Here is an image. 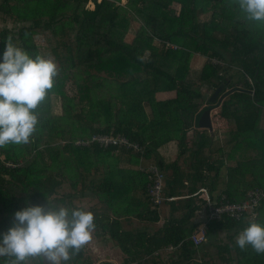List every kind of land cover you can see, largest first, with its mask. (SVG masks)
<instances>
[{
	"label": "trees",
	"instance_id": "1",
	"mask_svg": "<svg viewBox=\"0 0 264 264\" xmlns=\"http://www.w3.org/2000/svg\"><path fill=\"white\" fill-rule=\"evenodd\" d=\"M0 16L11 22L0 27V56L8 35L30 55L40 54L24 38L38 35L60 68L36 109L31 142L0 148V233L15 211L54 201L91 211L93 237H109L124 254L122 264H264V255L235 244L250 220L264 224V199L250 219L208 222L206 240L195 246L188 237L202 217L203 199L181 196L183 189L190 195L204 186L239 201L249 189L264 188V25L244 20L233 0H0ZM196 53L207 60L191 78ZM67 83L76 97L66 92ZM200 84L211 85L212 92L221 86V100L209 101ZM165 90L175 96L156 100L155 93ZM53 97L60 112L52 109ZM214 107L229 122L230 146H215L198 126L202 112ZM93 133L124 134L143 144L144 154L74 144ZM169 141L176 142L177 155L164 162L157 149ZM230 151L236 162L228 172L238 179L222 188L220 169ZM140 162H154L166 173L164 194L176 198L163 209L151 205ZM132 220L141 225L123 227ZM180 241L174 251L165 248ZM90 246L69 264H93Z\"/></svg>",
	"mask_w": 264,
	"mask_h": 264
},
{
	"label": "clouds",
	"instance_id": "2",
	"mask_svg": "<svg viewBox=\"0 0 264 264\" xmlns=\"http://www.w3.org/2000/svg\"><path fill=\"white\" fill-rule=\"evenodd\" d=\"M244 20L264 25V0H233ZM0 56V148L26 145L39 123L36 109L53 89L60 68L51 57L30 55L4 38ZM91 211L54 201L28 204L14 212L11 226L0 233L4 264H69L90 243L95 231ZM203 240V237H200ZM242 251L264 255V224L250 220L235 237Z\"/></svg>",
	"mask_w": 264,
	"mask_h": 264
},
{
	"label": "built area",
	"instance_id": "3",
	"mask_svg": "<svg viewBox=\"0 0 264 264\" xmlns=\"http://www.w3.org/2000/svg\"><path fill=\"white\" fill-rule=\"evenodd\" d=\"M175 47V45H173ZM214 64H222L221 60L212 58L210 60ZM97 144L102 147L108 146H124L132 149L142 158L144 154V145L137 141L130 140L121 133H93L87 138H77L74 144L78 146H87L89 144ZM6 165L13 166V163L6 162ZM138 168L146 174L147 181L145 190L152 206L158 207L166 200H172L173 196H165L163 192L165 174L162 169L154 162H140ZM190 195H200L203 199L202 217L197 227L189 234V237L195 246L202 244L206 240V228L208 222L217 220L223 216L234 219L246 217L250 219L256 215V209L262 199H264V188L254 187L247 191L245 198L239 201H229L225 193H211L204 186L199 187ZM203 237V240L200 239ZM182 241L177 244H169L165 248L168 251L177 249ZM155 251L154 253H156Z\"/></svg>",
	"mask_w": 264,
	"mask_h": 264
},
{
	"label": "crops",
	"instance_id": "4",
	"mask_svg": "<svg viewBox=\"0 0 264 264\" xmlns=\"http://www.w3.org/2000/svg\"><path fill=\"white\" fill-rule=\"evenodd\" d=\"M179 5V4H177ZM10 22H8V19H3L2 16H0V27H2L3 25H11L9 24ZM39 51L41 52V50H45L46 48L42 47V49H40L41 47L38 45ZM175 96V91L174 90H166V91H158L155 93V99L156 100H165V99H171ZM215 111L212 112V109L210 110V118H211V123H212V138H213V142L215 144V146H218L219 148L221 147V145L226 143L228 144V123H227V119L223 116H221L218 113V107H214ZM186 140L184 142V146L187 148V150H190V146H191V131H189L186 134ZM227 146H230V144H228ZM220 153V151H219ZM232 154L230 159H224V163L221 166L220 169V175L223 177V184L221 185L222 188L227 187V185H230V183L232 182H236L238 177L236 175V172H228V167H232L234 166L235 162H236V153L235 152H231ZM221 154V153H220ZM157 155L164 161V162H169L175 159L176 155H177V144L175 141H169L163 145H161L158 149H157ZM225 156V155H224ZM190 162V160L188 159V163ZM122 166H128V162L127 159H123ZM166 175V173H164ZM247 178H249V176L247 175ZM241 185V183H240ZM164 192V190H163ZM186 191L185 189H183L181 191V196L182 197H187V196H191L188 194H185ZM165 196H167L166 194H164ZM175 199L176 196H173ZM172 199V200H173ZM165 202V201H164ZM164 202L160 205L161 209L164 208ZM201 219V217L199 218V220ZM140 223H138L137 221H130V222H124L123 223V227L124 228H130L131 226H136L139 225ZM141 225V224H140ZM139 225V226H140ZM91 246L90 248L92 249V258H93V264H102L104 262H108V264H122V260L124 258V254L120 251V249L113 245V243L111 242L110 238L107 236H97V237H93L92 240L89 243ZM133 264V263H132Z\"/></svg>",
	"mask_w": 264,
	"mask_h": 264
},
{
	"label": "rangeland",
	"instance_id": "5",
	"mask_svg": "<svg viewBox=\"0 0 264 264\" xmlns=\"http://www.w3.org/2000/svg\"><path fill=\"white\" fill-rule=\"evenodd\" d=\"M126 0H121L122 3H124ZM87 6L90 7V8H93V3L91 1H88L87 3ZM174 8L175 9H179V5L177 4H173ZM8 22H10V19L8 20ZM11 24V22L9 23ZM132 27L135 28V25H133ZM132 31H129L128 35L132 34L131 33ZM129 37V36H128ZM25 43H36L37 45H39L42 49V47L46 48L45 50H41L40 54L45 56V57H49L50 56V53H49V49L46 47V44L44 43L43 39L41 36H38V35H33L32 38L29 37V36H25ZM127 41V40H126ZM170 46L174 47L173 45L170 44ZM204 60H207V57L206 56H203L199 53H196V55H194L191 59V65H192V68H191V78H195L196 76V72L198 70V68L201 66L202 62ZM237 68H232L229 72L230 73H234L236 72ZM203 89H205V91H207V94H211L212 92V86L209 85V84H206V85H202ZM199 86V85H198ZM66 92L74 97L77 96V92L76 90L74 89L72 83H67L66 86L64 87ZM166 91V90H165ZM52 109L54 110V112H60V108H59V102L57 100V98L53 97L52 98ZM215 111V108H212V112ZM227 123H228V126H229V122L227 120ZM209 132V131H208ZM200 221V220H199ZM210 252L212 253H215V248L214 247H211L210 248ZM217 264H223L222 262H219L217 261Z\"/></svg>",
	"mask_w": 264,
	"mask_h": 264
},
{
	"label": "water",
	"instance_id": "6",
	"mask_svg": "<svg viewBox=\"0 0 264 264\" xmlns=\"http://www.w3.org/2000/svg\"><path fill=\"white\" fill-rule=\"evenodd\" d=\"M220 91H221V86H218L209 96V101H214L216 98L218 100H221L222 98V94H220ZM210 110L211 108H207L205 109L200 118H199V121H198V126L200 128H206L209 133L212 135V123H211V118H210Z\"/></svg>",
	"mask_w": 264,
	"mask_h": 264
}]
</instances>
